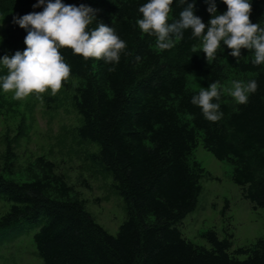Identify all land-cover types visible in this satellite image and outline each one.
<instances>
[{"label": "trees", "instance_id": "16d2710c", "mask_svg": "<svg viewBox=\"0 0 264 264\" xmlns=\"http://www.w3.org/2000/svg\"><path fill=\"white\" fill-rule=\"evenodd\" d=\"M64 2L92 7L96 20L90 27L103 22L127 44L119 64L85 60L71 49H61L71 66L62 85L74 88V103L82 116L78 136L99 143L91 158L112 175L127 215L116 233L109 231L55 160L39 154L17 171L16 152L9 144L0 169V197L11 205L0 216V235L44 218L34 233L43 264H264V236L232 248L231 236L220 237L213 228L203 232L209 245L195 242L182 230L203 189L205 169L189 160L200 141L216 157L232 163V179L253 207H264V65H253V53L247 49L241 50L237 63L226 45L209 65L202 50L193 52L201 41L192 38L190 30L170 50H159L155 37L136 25L142 18L138 9L147 0ZM250 2L251 21L264 27V0ZM36 3L0 0V9L12 12L5 41L13 53L25 49L27 35L14 17L43 11L33 7ZM216 5L219 13L227 11L222 0ZM182 7L174 0L169 22L179 17ZM208 7L205 0H195V14L206 24L211 19ZM113 67L115 71H109ZM195 72L207 85L191 84ZM235 80L258 83L245 105L227 91ZM215 81L221 86L218 103L223 117L209 122L191 98Z\"/></svg>", "mask_w": 264, "mask_h": 264}, {"label": "rangeland", "instance_id": "374dc122", "mask_svg": "<svg viewBox=\"0 0 264 264\" xmlns=\"http://www.w3.org/2000/svg\"><path fill=\"white\" fill-rule=\"evenodd\" d=\"M11 14L0 9V57L14 54L5 41ZM5 74L0 65V76ZM190 82L196 87L207 85L197 72L191 75ZM74 92L73 87L62 85L54 96L47 89L44 93L14 100L12 92L5 93L0 88V169L9 144L16 152L17 171L35 156L46 154L87 199V208L96 220L116 233L126 218V203L113 187L112 175L91 158L99 143L84 141L78 136L77 126L82 116L75 106ZM189 160L191 163L197 160L205 170L197 207L183 220L184 234L195 242L209 245L203 232L213 228L220 237L231 236L232 248L249 245L264 236V207L254 208L251 200L243 196L242 187L232 179V163L216 157L202 141ZM10 205L0 197V216ZM43 222L44 218L25 221L1 234L0 264H43L34 241V233Z\"/></svg>", "mask_w": 264, "mask_h": 264}, {"label": "clouds", "instance_id": "9594fccd", "mask_svg": "<svg viewBox=\"0 0 264 264\" xmlns=\"http://www.w3.org/2000/svg\"><path fill=\"white\" fill-rule=\"evenodd\" d=\"M177 2L183 7L172 22H169V14L174 0H147L138 9L142 18L137 19L136 25L143 33L155 37L159 50H170L175 41L183 39L185 31L190 30L192 38L201 41L199 46H193V52L198 48L202 50L209 65L222 45L231 50L230 55L237 63L242 56L241 50L247 49L253 53V65H264V27L251 21L250 0H222L227 5L223 13L218 12L216 0H205L211 14L207 24L195 14V0ZM33 7H42L43 11H33L13 20L27 33L25 49L0 57V65L6 70V74L0 76V88L5 93L12 92L14 100H22L32 93L41 94L47 89H51L53 96L57 94L71 73L61 49H71L73 55L85 60L94 58L108 64H119L121 55L126 52V42L113 27L103 22L90 27L96 20V10L84 3L37 0ZM220 88L219 81L212 82L191 98V103L201 109L209 122H218L223 117L218 103L222 94ZM257 90L256 80H235L227 89L241 105L247 104L250 94Z\"/></svg>", "mask_w": 264, "mask_h": 264}]
</instances>
